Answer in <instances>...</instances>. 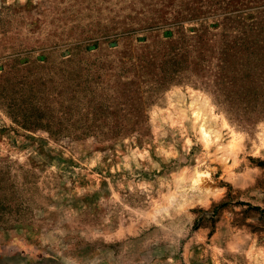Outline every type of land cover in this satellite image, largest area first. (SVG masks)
Returning a JSON list of instances; mask_svg holds the SVG:
<instances>
[{
    "label": "rangeland",
    "instance_id": "374dc122",
    "mask_svg": "<svg viewBox=\"0 0 264 264\" xmlns=\"http://www.w3.org/2000/svg\"><path fill=\"white\" fill-rule=\"evenodd\" d=\"M0 264H264V0H0Z\"/></svg>",
    "mask_w": 264,
    "mask_h": 264
}]
</instances>
